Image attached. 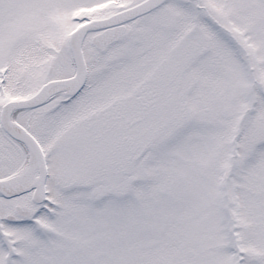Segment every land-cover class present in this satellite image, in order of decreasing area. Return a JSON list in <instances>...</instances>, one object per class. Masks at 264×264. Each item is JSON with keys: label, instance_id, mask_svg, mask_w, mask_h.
Returning <instances> with one entry per match:
<instances>
[{"label": "snow or ice", "instance_id": "obj_1", "mask_svg": "<svg viewBox=\"0 0 264 264\" xmlns=\"http://www.w3.org/2000/svg\"><path fill=\"white\" fill-rule=\"evenodd\" d=\"M0 264H264V0H0Z\"/></svg>", "mask_w": 264, "mask_h": 264}]
</instances>
